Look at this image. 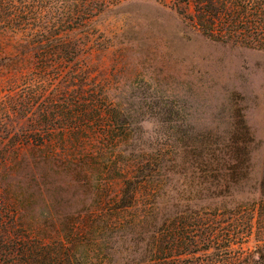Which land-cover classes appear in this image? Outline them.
I'll use <instances>...</instances> for the list:
<instances>
[{"label":"rangeland","instance_id":"obj_1","mask_svg":"<svg viewBox=\"0 0 264 264\" xmlns=\"http://www.w3.org/2000/svg\"><path fill=\"white\" fill-rule=\"evenodd\" d=\"M10 12L0 5V203L35 225L50 264H156L177 236L235 217L246 232L252 213L230 251L264 264V50L208 39L174 0L70 20L42 9L53 19L40 24Z\"/></svg>","mask_w":264,"mask_h":264},{"label":"trees","instance_id":"obj_2","mask_svg":"<svg viewBox=\"0 0 264 264\" xmlns=\"http://www.w3.org/2000/svg\"><path fill=\"white\" fill-rule=\"evenodd\" d=\"M7 1L9 0H0V5L4 9L9 10V7L11 9L10 14H5L7 16H5V20L11 23L18 21L20 25L30 19H38V24H40L41 19L47 22L48 15L45 18L39 16L42 9L45 13L51 11L55 15L54 18L58 15L55 20H63L64 14H66V20H70L81 13L94 14L108 7L111 3L121 0H90V2L89 0H61L51 6L41 5L37 2V6L34 4L33 9L28 3H35L37 0H16L13 5V2L10 5ZM174 5L186 23L208 39L222 44L264 50V0H174ZM2 14L4 13L2 12ZM49 19L53 18L49 17ZM38 24L37 27L46 33L44 35L49 36L50 33L46 31L47 27ZM67 49L65 54L73 60L78 54L76 45H71ZM52 53L54 54V52ZM48 54L50 52H45L44 58ZM46 67L44 66V70ZM261 195L259 204L264 206V187L261 190ZM129 203L132 204V201ZM254 218L255 213L245 218L246 232L240 230L241 223L239 220L241 218L235 217L229 221L228 225L221 228L215 226L207 234L199 235V240L195 242L189 243L184 239L180 243L177 236V251L179 249V252L174 254L171 251L170 255L165 256L164 254L155 262L156 264H218L223 261L224 264H234L238 258L230 251V247L233 242H236L237 236L242 234L244 236V233L248 235L253 232ZM257 220L259 223L258 234L263 235L262 239H264L263 211L259 212ZM35 231V225L25 220L23 215H19L16 206L11 201L0 203V264H50L53 259L50 257L51 252L46 245L38 242V240H32L33 237H37ZM200 240L207 241L208 244L198 251L214 249L211 252V259L203 261H198L199 258L195 259L194 245L201 243ZM223 249L228 254L221 256L220 251ZM183 255H189L190 260L189 258L187 260L182 259ZM170 257H172V261L169 260Z\"/></svg>","mask_w":264,"mask_h":264}]
</instances>
